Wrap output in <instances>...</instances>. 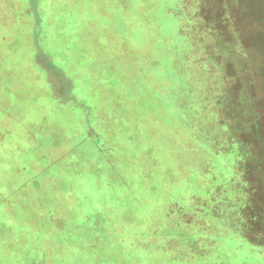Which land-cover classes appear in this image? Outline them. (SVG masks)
<instances>
[{
  "label": "rangeland",
  "instance_id": "1",
  "mask_svg": "<svg viewBox=\"0 0 264 264\" xmlns=\"http://www.w3.org/2000/svg\"><path fill=\"white\" fill-rule=\"evenodd\" d=\"M77 1L69 0L72 10L57 7L80 23L68 36L58 31V47L89 69L86 99L100 98L110 117L118 112L121 128L105 126L115 136L94 166L92 160L82 166L68 194L71 209L50 206L54 230L43 213L49 192L26 197L34 196L26 188L33 184L23 185L30 174L20 173L16 160L0 161V264L264 260V0H101L93 25L83 11L88 0L80 7ZM39 2L0 0V57H9L14 41L28 54L39 33ZM57 79L74 92L69 81L77 78ZM0 133L3 148L32 146L12 120H0ZM184 181L189 185L179 187ZM157 190L158 199L169 193L184 201L164 200V234L150 233L148 217L133 210L134 244L122 255L108 244L115 225L124 234L117 226L124 214L114 211ZM64 195L59 189L56 199ZM89 218L108 231L106 245L90 251L67 224Z\"/></svg>",
  "mask_w": 264,
  "mask_h": 264
},
{
  "label": "crops",
  "instance_id": "2",
  "mask_svg": "<svg viewBox=\"0 0 264 264\" xmlns=\"http://www.w3.org/2000/svg\"><path fill=\"white\" fill-rule=\"evenodd\" d=\"M41 2L40 0L39 5ZM100 2L103 3L101 0H88L90 7L83 5L87 20L92 25L96 24L94 21L101 19L97 14ZM45 3L48 4L46 7L44 4L45 13L49 16L42 21V6L40 10L38 8L41 20L36 27L39 33L29 46L27 55L25 48L17 47L19 44L13 39L2 38L3 43L14 41L15 46L11 49L9 57H0V120L14 121L32 146L24 147L20 143H15L11 147L3 148L1 143L5 138L3 140V134L0 133L2 148L0 161L3 159V162L10 164L16 160L20 166V173L30 174L23 185L33 184L32 187L26 188H33L34 196L24 195L25 191L22 193L23 196L33 199L36 195L47 194L48 191L47 195L51 199H56L58 190L61 189L65 191L66 199L69 201L68 194L76 185L82 166L90 160L94 166L96 159L106 153L104 146L108 147V142L115 136L110 134L114 132H110L109 127L105 130V126H110L111 123L118 124L120 130L122 119L118 112H114L113 117H110L107 112L110 106L100 98L66 99V89L60 87L58 75L84 79L90 73L72 52L62 55L57 36L58 31L64 36H68L69 31L78 32L80 23L67 24L66 21H57L58 5L69 6L72 10L69 0H56V4L55 0ZM76 3V7H80V0ZM89 15H92V18H89ZM22 39H25V35H22ZM83 79H80L81 82L87 85ZM69 82L72 84V80ZM102 110H105V113ZM184 182H180L178 186L189 185V182L185 184ZM21 189L23 188L17 190ZM1 202L4 203V200L0 199ZM138 202L146 210L152 224L150 233L160 230L164 234L168 224L165 226L163 222L164 213L160 209L158 197L151 192L149 197L145 196ZM243 264L250 263L245 261ZM251 264H264V260H251Z\"/></svg>",
  "mask_w": 264,
  "mask_h": 264
},
{
  "label": "trees",
  "instance_id": "3",
  "mask_svg": "<svg viewBox=\"0 0 264 264\" xmlns=\"http://www.w3.org/2000/svg\"><path fill=\"white\" fill-rule=\"evenodd\" d=\"M44 3L41 2L40 5H39L40 6L39 7V10L41 9V6H42V21H45L46 20V17L49 16L48 13H45ZM62 13L63 12H59L57 21L58 22L59 21H66L67 24H70L71 23L70 22L71 21V18L67 15V13H66V15H64ZM36 15H37L38 21H40L41 20V17L39 18L38 13H37V10H36ZM61 34H63V33L61 32ZM78 79L79 78L75 79L76 81L73 80L72 81V84L70 83L71 84V89H73L74 92L67 91V89L65 90V94H67V97H70V99H72V100L75 99V98L76 99H82V98L86 99V95L89 94L88 92H86V89H85L83 83L81 82V80L79 82ZM154 184L156 186H159L160 187V185L157 182H155ZM171 190H174V189H171ZM152 193H153L154 196H157L158 197V194H159L158 190L157 191H152ZM172 195L173 194L167 193L166 195H164L163 197H161V199H159V202L161 201L159 203V205H160V209H161L162 212L164 210L165 205L168 203V202H164L165 199L167 201L173 202V204H180L181 201H184V199H181L180 197L176 199ZM64 196H62L58 200L55 199V198H53V199H44V201H45V207H49V208H46L43 213H44V215L46 217H48V218H46V220L47 219H50L49 221L53 225V230H54V224H53V222L54 221L57 222V221L52 219L53 216H52L51 213H53V210H52V208H50V206L51 205H54V206L55 205H57V206H59V205H66V206H68L67 209H71V207L69 206L71 204H69V201H67L66 195H64ZM139 200H140V197H139ZM126 203H127V205H125ZM126 203L124 204L123 207L121 206L120 208L116 209V211H114V212H116V214L117 213H121L122 215L124 214L122 216V217H124V219L121 220L122 222L121 223L119 222L117 224V226L120 227V231L123 232L124 234L119 233L115 229V228H117L116 225H115V227L113 229H114V232H115L116 237H111V239L109 240V243H108V244H110L111 242H113L114 243L113 244V248L114 249H119L120 248L121 249V252H119V253H121L122 255L125 254L122 251V249L127 248L129 242H130L129 249H131L132 245L134 244V241H133V235H134V224L133 223H134V221L132 223H128V219L129 218H134L131 215V214H133L131 212L136 209V210H138V211L141 212V213H139L140 215L147 216L146 210L142 207V205L138 201L135 202V203H130L128 201ZM36 205H38V204H36ZM253 209H255L257 211H260L261 208H260L259 205L257 206V203H255V205L253 206ZM263 209L264 208H262L261 210H263ZM79 210H81V209L79 208ZM8 217L9 216H6V218H8ZM106 220L109 221L110 219L108 218ZM59 222H60V225L57 224V228L60 229V230L65 229V226H66V223L67 222H61V221H59ZM96 223L97 222L94 221V220H92V218H89L86 221H83V220H76V221L75 220H71L67 224L69 225V228H72V230L75 229L74 232H76V235L74 236V240L75 241H80V243H81L82 246H83V244L85 242L84 245L87 246V249L90 251L92 248H95V245H97L98 242L100 243V246L101 245H106V242H107L105 233H107L108 231H106L105 229L104 230L103 229H100V226H103V225L100 224V222H98L97 224ZM10 224L11 223H8V220H7L6 221L5 228L8 229V225H10ZM18 225H19V223L18 224L15 223V226L17 228H19ZM78 253L79 252H77L76 255H78ZM41 254H43V253H41ZM36 261H37L36 258H34V259H32V261H31L30 264H36Z\"/></svg>",
  "mask_w": 264,
  "mask_h": 264
}]
</instances>
